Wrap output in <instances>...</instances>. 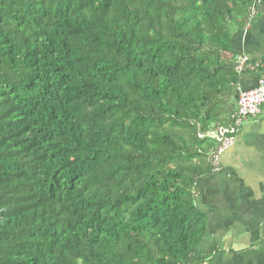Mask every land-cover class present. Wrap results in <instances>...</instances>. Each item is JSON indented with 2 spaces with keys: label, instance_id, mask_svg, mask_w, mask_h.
Returning a JSON list of instances; mask_svg holds the SVG:
<instances>
[{
  "label": "trees",
  "instance_id": "trees-1",
  "mask_svg": "<svg viewBox=\"0 0 264 264\" xmlns=\"http://www.w3.org/2000/svg\"><path fill=\"white\" fill-rule=\"evenodd\" d=\"M254 1L0 0V264H207Z\"/></svg>",
  "mask_w": 264,
  "mask_h": 264
},
{
  "label": "crops",
  "instance_id": "crops-1",
  "mask_svg": "<svg viewBox=\"0 0 264 264\" xmlns=\"http://www.w3.org/2000/svg\"><path fill=\"white\" fill-rule=\"evenodd\" d=\"M231 44L238 55L260 65L256 71L234 69L240 88H254L264 68V1L253 22L233 32ZM222 56L223 61L231 57ZM217 165L194 187L196 206L207 221L196 253L205 255L207 264H264V105L242 123Z\"/></svg>",
  "mask_w": 264,
  "mask_h": 264
},
{
  "label": "built area",
  "instance_id": "built-area-1",
  "mask_svg": "<svg viewBox=\"0 0 264 264\" xmlns=\"http://www.w3.org/2000/svg\"><path fill=\"white\" fill-rule=\"evenodd\" d=\"M264 0H255L252 5L251 15L255 14L254 6L260 4ZM235 62V71L243 73L246 71H256L260 69L258 63H252L246 57L236 56L233 58ZM262 69V67H261ZM237 91L236 112L233 115V121L227 128H218L211 135L218 143L217 149L213 151L210 157L211 166L215 171L218 170V158L223 151L230 148L236 136L239 127L249 117H255L260 113V108L264 105V68L259 75L257 84L254 88L244 90L238 84L235 85Z\"/></svg>",
  "mask_w": 264,
  "mask_h": 264
}]
</instances>
